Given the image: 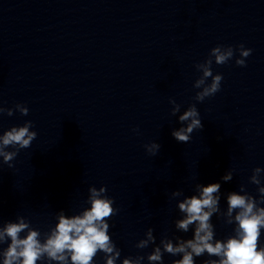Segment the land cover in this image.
<instances>
[{"label":"clouds","instance_id":"clouds-1","mask_svg":"<svg viewBox=\"0 0 264 264\" xmlns=\"http://www.w3.org/2000/svg\"><path fill=\"white\" fill-rule=\"evenodd\" d=\"M239 56L236 57V53ZM252 53V49L245 48L243 44L237 47L217 45L213 47L203 63L195 65L202 72V76L195 80L193 87L200 89L196 92L195 101L203 102L206 98L214 96L221 89L223 76L213 74L212 65H225L234 57L237 66H246V58ZM210 79V83L208 82ZM169 103L173 105L171 114L176 115L181 105L174 99ZM18 111L22 116L29 113L28 107L17 103L14 108L0 106V114L6 113L12 116ZM181 123L188 122L172 132V136L179 143H188L194 130H202L203 124L200 113L195 104H191L182 115L179 116ZM33 122L26 121L22 126H13L0 135V157L3 163L13 168V161L21 149L31 147L36 139L37 132L32 131ZM149 155L155 156L160 145L150 143L144 146ZM12 148L14 150L7 151ZM264 169L256 167L249 177L251 184L257 185L259 197H254L245 192L241 185V192L229 193L227 196V219L229 225L235 224L234 235L226 240L214 241V225L211 223L214 214L219 213L220 183H210L206 186L197 185L198 195H192L178 203V208L184 217L176 221V228L187 233L190 226H194L191 239L176 237V243L172 239L164 237L160 244L153 248L147 255L149 264H163L165 253L175 257L172 264H195V258L207 254L209 259L204 264H264V247L260 246L261 230L264 229V185L261 184V174ZM233 178V171L229 170L222 177L225 182ZM107 189L101 186L89 188L90 207L83 210L79 215L71 217L61 212L57 219L58 223L43 234L31 226L23 216L17 217L18 222H7L0 228V244L7 243V247L0 250L3 264H38L39 261L47 260L49 264H94V258L98 252H103L106 264H116L121 257V251L114 244L109 235V223L113 216L118 214L119 209L113 207L114 201L106 195ZM173 196L181 195L180 192L172 193ZM21 233L26 235L21 236ZM146 238L141 239L135 245L138 249H145L150 244H155L156 237L153 229L148 228ZM10 241V242H9ZM144 256H129L122 260V264H142Z\"/></svg>","mask_w":264,"mask_h":264}]
</instances>
